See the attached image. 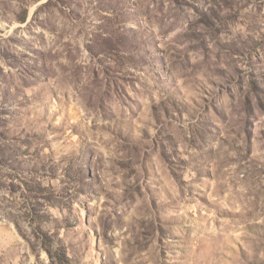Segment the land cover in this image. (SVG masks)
<instances>
[{
	"label": "rangeland",
	"instance_id": "obj_1",
	"mask_svg": "<svg viewBox=\"0 0 264 264\" xmlns=\"http://www.w3.org/2000/svg\"><path fill=\"white\" fill-rule=\"evenodd\" d=\"M0 264H264V0H0Z\"/></svg>",
	"mask_w": 264,
	"mask_h": 264
}]
</instances>
